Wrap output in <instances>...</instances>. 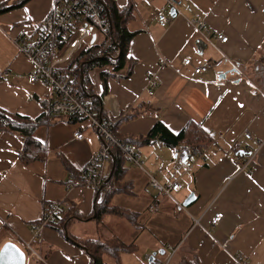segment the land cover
Segmentation results:
<instances>
[{
    "label": "crops",
    "instance_id": "1",
    "mask_svg": "<svg viewBox=\"0 0 264 264\" xmlns=\"http://www.w3.org/2000/svg\"><path fill=\"white\" fill-rule=\"evenodd\" d=\"M20 1L0 0V10L9 8L0 12V71L8 73L0 81V109L36 119L48 108L52 96L44 84L29 81L31 65L18 53L16 43L21 37L39 35L56 1L27 0L13 8ZM113 1L118 8H133V20L127 26L135 33L128 47V56L135 62L133 72L125 80L109 79L106 93L103 70L94 69L88 77L95 96H101L107 117L115 122V135L145 136L157 122L177 134L192 122L201 124L222 151L207 148L200 158L193 159L192 170L183 172L174 164L180 146L173 149L157 141L138 148L145 170L161 185L174 181L189 184L175 199L179 202L183 194L184 201L193 193L195 202L179 210L170 199L147 190L146 174L126 163L117 174L118 180L113 169L109 182L113 190L99 194L83 186L67 189L74 185L68 183V167L82 171L105 144L88 121L69 123L55 118L38 134L45 139L47 160L26 166L17 156L22 149L20 140L1 133L0 249L12 242L23 250L25 242L47 264H90L87 249L83 251L74 242L86 248V240L77 238L79 226L93 221L108 235L107 241L134 245V253L119 254V264H124V256H139L148 247L152 251L159 248L157 241L178 252L195 254L199 264H234L236 255L247 264H264V0H181L180 15L165 28L155 18L164 0ZM200 25L209 32L214 46L201 37L197 31ZM218 34L227 37L226 43L215 41ZM186 57L192 67L220 59L223 63L220 68L195 75L192 67L183 66ZM149 78L156 81L150 96L146 93ZM80 131L84 138L78 141L73 135ZM246 132L250 141L244 139ZM235 145L256 151L252 161L247 163L248 154L239 160L233 158ZM106 164L109 169L104 175L108 179L113 161L105 162L104 167ZM121 183L124 191L115 192ZM108 193L110 206L130 213V219L119 218L117 223L106 215L104 222H95L96 205ZM54 203H62L65 210L76 214L71 223H64L68 238L47 227L33 242L32 225L45 206ZM155 211L158 216L153 219L151 212ZM217 213L223 218L212 226ZM109 223L120 228L113 231ZM145 252L143 258L147 260L150 256Z\"/></svg>",
    "mask_w": 264,
    "mask_h": 264
},
{
    "label": "built area",
    "instance_id": "2",
    "mask_svg": "<svg viewBox=\"0 0 264 264\" xmlns=\"http://www.w3.org/2000/svg\"><path fill=\"white\" fill-rule=\"evenodd\" d=\"M164 1L165 5L158 9L155 14L156 21L161 28L167 27L174 19L167 12L174 9L176 11L175 16H178L180 15L178 8L182 5L181 0ZM84 9L85 13L83 12ZM76 24L79 25V28L76 31L75 37L69 42L64 52L59 55L58 36L65 32L73 31V27ZM95 29H97L96 33L99 36V39L94 36L95 40L97 39L101 43L103 51L110 44L111 39L108 36L109 25L105 21L96 1L61 0L59 3H55L45 16L43 29L37 37L32 39L21 37L16 43L18 53L25 56L31 65L32 71L29 75V81L31 83L44 84L51 93L52 98L48 103V112L55 118L75 117L88 120L106 144L100 153L91 159L81 171L84 180L82 182H73L74 185L68 186L67 189H70L71 186H83L99 194L106 190H113V186L105 180L103 167L105 162L109 161L111 149L114 148L120 152L126 164L138 168L146 174L148 178L146 184L147 190L170 199L179 210H184L182 204L176 201L175 195L185 187H188L189 184H181L178 181H174L168 186L161 185L153 175L145 170L143 159L138 149L133 145L121 142L116 137L112 131L115 122L112 119L106 122L98 121L91 113L87 103L83 102V95L77 82L69 74L59 71L60 67L73 61L79 48L85 42H90L92 35L95 33ZM197 31L206 42L214 46L210 39V34L204 25H200ZM215 41L226 43L227 37L218 34L215 37ZM222 63L223 60L220 59L212 63H204L197 67H192L191 59L188 57L182 62L183 66L192 67L195 75L205 73L211 69L220 68ZM75 66L76 62L72 67ZM3 77H8V73L3 72ZM155 88V79L149 78L146 89L147 95H152ZM73 136L78 141L84 138L83 132H76ZM244 137L247 140H251L249 132L244 133ZM212 147L219 152L221 151L217 140L212 141ZM196 155H198L197 150L193 149L190 151L186 148H180L174 160L176 170L183 172L191 171L193 168L192 156L196 157ZM255 155L256 151L252 152L247 163L251 162ZM150 209H153V207H150ZM64 212L65 207L62 203L50 204V206L45 208L39 220L30 229L33 242L39 238L40 233L49 227V225L56 223L63 216ZM222 218L223 214H215L212 218L211 225L217 226ZM24 246V252L26 254L25 264H47L46 260L31 248L30 243L24 242ZM177 250L175 247H167V251L169 252L168 258L163 264H169ZM233 260L234 264H247L241 255H236Z\"/></svg>",
    "mask_w": 264,
    "mask_h": 264
},
{
    "label": "trees",
    "instance_id": "3",
    "mask_svg": "<svg viewBox=\"0 0 264 264\" xmlns=\"http://www.w3.org/2000/svg\"><path fill=\"white\" fill-rule=\"evenodd\" d=\"M25 1L27 0L20 1L16 5V7L13 8H17L23 5ZM55 1V3H59L61 0ZM95 1L96 4L99 6L100 10L102 11V15L105 21L109 25L108 36L111 39L110 44L102 51V45L97 39L92 45L90 44V42H85L79 48L78 52L73 58L74 63L76 62V66L72 67L74 63L73 61H71L70 63H67L60 67L59 71L65 74H69L70 77L77 82V85L83 95V102L87 103L91 113L98 121L106 122L110 119L107 117L105 111L103 110L100 104L101 96L97 97L93 93L88 73L94 69L103 70V72L101 73V80L104 88L103 93H106V83L109 79L121 81L128 79L131 76L135 62L128 56V47L131 39L135 36V33L129 32L127 26L133 20V8L130 5L125 6L123 8H118L113 0ZM6 10H9V8H4L0 10V12ZM83 12L85 13V9L83 10ZM82 23H84V21H82ZM78 28L79 25L76 24L73 27V31L65 32L58 36V54H62L64 52L69 42L75 37ZM96 31L97 29H95V33L92 36H95L99 39V36L97 35ZM3 80L5 79L3 77V73L0 71V81ZM54 119L55 117H53L48 112V109H45L44 113L36 119H30L17 114H10L0 109V134L8 133L20 140L22 149L19 151L17 156L18 159L25 166L34 161L45 162L48 156V149L46 146L45 139H40V135L38 134H40L42 131H45L53 123ZM64 119H67L69 123H74L78 120L88 121L84 118L75 117ZM200 125L201 124H195L190 122L183 128V130H181L177 134H174L169 131V129H167V127H165L161 122H157L145 136H139L136 138H119L117 136L116 137L121 142L133 145L137 149L139 147L148 146L157 141H160L161 144H163L164 146L173 149L179 146L181 148H186L190 151L194 149L198 151V155H196V157L192 156L193 159H195L201 157L202 151L206 150L209 147H212L213 141L209 134L203 131ZM112 131H115V124L112 127ZM245 140L250 141L247 139ZM105 145L106 144H104V146ZM239 146L240 145H235L233 148L234 151L232 156L236 160H239L242 154H244L245 156L248 154L249 158L252 152L254 151L248 146H242L240 148ZM111 154L115 162L114 170L116 171H114V178L118 180L117 174L119 170H121V168H124L123 164L125 162L123 161L121 154L118 150L112 148ZM109 160L112 162L111 158ZM68 170L71 174V179L68 180V183L74 181L82 182L84 180V176L81 171L70 170V167H68ZM110 181L111 179L107 183L110 184L112 182ZM122 186V183L119 185L117 184V186H115V192H123L124 188H122ZM110 195V193L105 195L101 203H99V205H96L95 219L98 220L100 219V217L106 215L130 219V213L126 212L125 210L118 209L117 207L110 206ZM48 206L50 205H46L45 208H47ZM75 217L76 214L71 213L70 209H67L65 210L63 216L53 225H49V227H52L54 230L58 231L60 235L65 237L63 227L64 223L66 221L68 224L71 223L74 220L73 218ZM111 241L112 242L109 243L108 241H100L99 239H90L86 240L83 243V245L87 248V251L91 256L90 264H93V259H95V264H106L103 261L102 256H109L116 260L118 259L120 253H134V245H126L114 239H112ZM160 256L161 257H154L151 261L150 256L146 260V263L163 264L168 258V254L164 253ZM169 264H199V262L196 260L195 254L189 252H178L177 250L176 255L172 257Z\"/></svg>",
    "mask_w": 264,
    "mask_h": 264
},
{
    "label": "rangeland",
    "instance_id": "4",
    "mask_svg": "<svg viewBox=\"0 0 264 264\" xmlns=\"http://www.w3.org/2000/svg\"><path fill=\"white\" fill-rule=\"evenodd\" d=\"M126 167H128V166H126ZM144 168H146L145 165H144ZM103 169H104V172L107 173L108 172V169H109L108 165L106 164L105 167H103ZM147 193L149 194L150 192H147ZM177 196H176V198H177ZM182 196H183V194L180 195V197H178L179 199L177 198L180 203L183 202V198H181ZM156 213H158V212H156V211L155 212H151V218L155 219V217L158 216V215H155ZM113 217H114L113 218V221L118 223V219L120 217H115V216H113ZM183 217H184L185 220L189 221L188 220V217L186 215H183ZM104 220H105V217L102 216V217H100V219L96 220L95 222L97 224H99L101 222H104ZM181 221H183L182 217H181ZM109 224L113 226V231H117V228H120V226L117 225L116 223H115V225L113 223H109ZM140 228H142V226H140ZM79 229H80L79 230L80 234H79V237H77L79 240H89V239H93L94 240V239L98 238L100 241H104L105 239L107 241V239H108V235H105L104 233H102L101 230H100V228L97 229V226H96V224H94L93 221H92L91 224H88L86 226H83V227L79 226ZM139 230L142 231V229H139ZM154 240L157 241V239H155V237H154ZM108 242L110 243L112 241L109 240ZM156 243L159 245L158 246L159 248H157V249H155V250L152 251L151 247H148V249H146L147 250L146 252H145V250L144 251H140V254L141 255H139V256H142L141 259L139 258L138 255L137 256L134 255V257H136V259H134L133 256H131V257L128 256V258H126V256H124V259H125L124 260V264H147L146 263V260L143 258L144 252L147 253V254H149V256H152L154 254L156 257H161L160 256L161 255L160 254V251L164 252L165 254H168L169 253L166 250L168 246L165 247L164 244L161 241H157ZM139 249L141 250V245L140 244H139ZM37 251H39V247H37ZM39 253L42 254L43 256H45V254L43 252L41 253L39 251ZM175 255H176V253H175ZM102 258H103V261L106 264H119L115 259H113V258H111L109 256H102Z\"/></svg>",
    "mask_w": 264,
    "mask_h": 264
},
{
    "label": "water",
    "instance_id": "5",
    "mask_svg": "<svg viewBox=\"0 0 264 264\" xmlns=\"http://www.w3.org/2000/svg\"><path fill=\"white\" fill-rule=\"evenodd\" d=\"M169 15L171 17H174L175 18V15H176V11L174 9H171L169 11ZM94 40H95V37L92 36L91 37V40H90V44L92 45L94 43ZM110 158L112 159L113 161V164H112V170H111V173L107 179L106 182H108L111 177H112V174H113V169L115 167V162H114V159H113V156L112 154L110 153ZM195 202V195L193 193L189 194L188 197L182 202V207L185 209V208H188L192 203ZM96 215L94 214V217ZM64 236L66 238H68V234H67V229L66 227H64ZM74 244H76L78 247H80L81 249H83V251H86V248L82 247L81 245L77 244L74 242ZM160 254L163 255L164 252L160 251ZM154 254L150 257V261L154 258ZM26 262V254L25 252L19 248L16 244L12 243V242H8V243H5L3 245V247L0 249V264H25ZM93 264H95V259H93Z\"/></svg>",
    "mask_w": 264,
    "mask_h": 264
},
{
    "label": "bare ground",
    "instance_id": "6",
    "mask_svg": "<svg viewBox=\"0 0 264 264\" xmlns=\"http://www.w3.org/2000/svg\"><path fill=\"white\" fill-rule=\"evenodd\" d=\"M87 249V248H86Z\"/></svg>",
    "mask_w": 264,
    "mask_h": 264
}]
</instances>
